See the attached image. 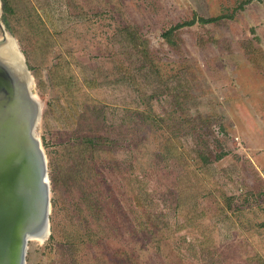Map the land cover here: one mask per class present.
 <instances>
[{"label":"rangeland","instance_id":"1","mask_svg":"<svg viewBox=\"0 0 264 264\" xmlns=\"http://www.w3.org/2000/svg\"><path fill=\"white\" fill-rule=\"evenodd\" d=\"M0 9L50 185L26 264H264V0Z\"/></svg>","mask_w":264,"mask_h":264},{"label":"water","instance_id":"2","mask_svg":"<svg viewBox=\"0 0 264 264\" xmlns=\"http://www.w3.org/2000/svg\"><path fill=\"white\" fill-rule=\"evenodd\" d=\"M5 46L9 55L0 52V264H26L28 242L45 241L50 233V185L36 132L41 103L23 54L0 21V49Z\"/></svg>","mask_w":264,"mask_h":264},{"label":"trees","instance_id":"3","mask_svg":"<svg viewBox=\"0 0 264 264\" xmlns=\"http://www.w3.org/2000/svg\"><path fill=\"white\" fill-rule=\"evenodd\" d=\"M216 19H205V18H199V17H195L192 21L190 22H186V23H182V24H177L175 25L174 27L170 28L168 31L164 32L162 34V36L164 38H168V36L174 32L175 30L179 29V28H182V27H185V26H191L193 25L195 22H199L200 24H207V23H211L213 21H215Z\"/></svg>","mask_w":264,"mask_h":264},{"label":"bare ground","instance_id":"4","mask_svg":"<svg viewBox=\"0 0 264 264\" xmlns=\"http://www.w3.org/2000/svg\"><path fill=\"white\" fill-rule=\"evenodd\" d=\"M8 39H9V37H8ZM9 40H10V39H9ZM0 52H2L1 55H3V56H5V55H6V56L9 55V54H8V47H7V46L1 48V49H0ZM32 240L42 241V240H39V239H31L30 241H32ZM42 242H43V241H42Z\"/></svg>","mask_w":264,"mask_h":264}]
</instances>
